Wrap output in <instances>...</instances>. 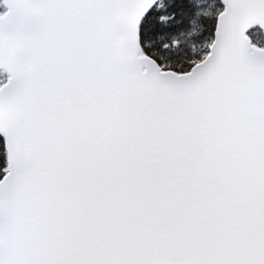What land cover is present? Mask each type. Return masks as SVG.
I'll return each mask as SVG.
<instances>
[{
	"label": "snow or ice",
	"instance_id": "snow-or-ice-1",
	"mask_svg": "<svg viewBox=\"0 0 264 264\" xmlns=\"http://www.w3.org/2000/svg\"><path fill=\"white\" fill-rule=\"evenodd\" d=\"M0 9V264H264V0Z\"/></svg>",
	"mask_w": 264,
	"mask_h": 264
},
{
	"label": "rangeland",
	"instance_id": "rangeland-1",
	"mask_svg": "<svg viewBox=\"0 0 264 264\" xmlns=\"http://www.w3.org/2000/svg\"><path fill=\"white\" fill-rule=\"evenodd\" d=\"M0 10H2V9H0ZM6 75V74H5Z\"/></svg>",
	"mask_w": 264,
	"mask_h": 264
}]
</instances>
